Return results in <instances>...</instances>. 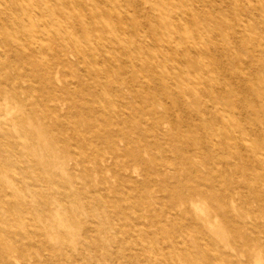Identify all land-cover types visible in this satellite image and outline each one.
I'll return each instance as SVG.
<instances>
[{
	"label": "rangeland",
	"instance_id": "1",
	"mask_svg": "<svg viewBox=\"0 0 264 264\" xmlns=\"http://www.w3.org/2000/svg\"><path fill=\"white\" fill-rule=\"evenodd\" d=\"M0 264H264V0H0Z\"/></svg>",
	"mask_w": 264,
	"mask_h": 264
},
{
	"label": "bare ground",
	"instance_id": "2",
	"mask_svg": "<svg viewBox=\"0 0 264 264\" xmlns=\"http://www.w3.org/2000/svg\"><path fill=\"white\" fill-rule=\"evenodd\" d=\"M251 72V71H250ZM222 159V158H221Z\"/></svg>",
	"mask_w": 264,
	"mask_h": 264
}]
</instances>
